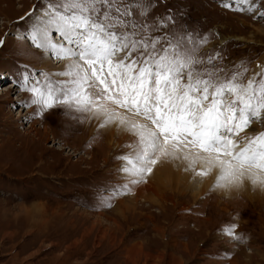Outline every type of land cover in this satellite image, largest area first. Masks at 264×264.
Masks as SVG:
<instances>
[{"label":"snow or ice","instance_id":"1","mask_svg":"<svg viewBox=\"0 0 264 264\" xmlns=\"http://www.w3.org/2000/svg\"><path fill=\"white\" fill-rule=\"evenodd\" d=\"M162 3L37 0L15 38L63 68L23 66L19 78L0 73L26 94L20 107L33 112L25 121L60 108L94 135L115 129L127 137L115 157L117 178L93 196L99 208L148 183L166 162H179L193 179H211L212 190L227 193L246 182L264 189V61L233 62L225 49L209 47L218 33L189 28L179 9L161 11ZM219 7L264 20V0H220ZM235 219L217 229L229 245L246 242Z\"/></svg>","mask_w":264,"mask_h":264},{"label":"rangeland","instance_id":"2","mask_svg":"<svg viewBox=\"0 0 264 264\" xmlns=\"http://www.w3.org/2000/svg\"><path fill=\"white\" fill-rule=\"evenodd\" d=\"M219 3L163 0L160 10L179 9L180 23L218 33L209 47L225 49L235 63L264 57V20ZM35 4L0 0V37L10 33L0 47V73L12 78L23 66L63 68L15 38L24 30L20 17ZM12 87L0 79V264H115L123 257L141 264L132 246L159 256V264H264V189L246 182L235 192L212 190L211 179H193L179 162H166L148 183L111 208H99L93 196L117 178L115 157L125 142L111 130L94 135L91 125L60 108L25 121L33 109L20 107L26 94ZM233 217L245 243L229 245L217 237L218 227ZM114 248L116 255L108 253ZM224 248L231 259L223 258Z\"/></svg>","mask_w":264,"mask_h":264},{"label":"crops","instance_id":"3","mask_svg":"<svg viewBox=\"0 0 264 264\" xmlns=\"http://www.w3.org/2000/svg\"><path fill=\"white\" fill-rule=\"evenodd\" d=\"M116 205V204H115ZM117 206V205H116ZM128 247H130V246H128ZM131 251H132V253H133V251H134V259L136 260V255L137 254H140L139 255V257L137 258V260H141V259H144L143 260V262L141 261V264H159V263H157L156 261H159V256H154V255H151L150 253H147V254H145V252H144V250H143V247L142 246H140V247H135V246H132L131 247V249H130ZM112 252H114L113 254L114 255H116L117 253H115V248L113 249V250H111V251H109L108 253H112ZM137 254H136V253ZM8 254H10V253H7V254H4L3 256H6V255H8ZM147 257V258H146ZM126 261V258H124L123 257V260H120V261H116L115 262V264H123V262L125 263V264H128L127 262H125ZM102 262H100V264H101ZM109 264H112V262H109Z\"/></svg>","mask_w":264,"mask_h":264},{"label":"bare ground","instance_id":"4","mask_svg":"<svg viewBox=\"0 0 264 264\" xmlns=\"http://www.w3.org/2000/svg\"><path fill=\"white\" fill-rule=\"evenodd\" d=\"M48 60H46V62H47ZM258 61H264V57H261V59L260 60H258ZM53 64V63H52ZM54 64H57L56 62L54 63ZM48 66V65H47ZM9 88H11V87H9ZM13 88V87H12ZM7 91V90H6ZM111 131H112V134H114V133H116V135H117V137L120 139L119 141H123V142H126V140H127V137L124 135V134H122V133H120V132H118V131H116L115 129H111ZM110 134V133H109ZM118 141V142H119ZM120 143V142H119ZM122 143V142H121ZM118 146V145H117ZM120 146V145H119ZM168 164V163H167ZM165 165H166V163H165ZM173 165V164H172ZM160 166V165H159ZM161 166H163V165H161ZM167 167V166H166ZM159 168V167H158ZM166 169V168H165ZM167 169H169V166H168V168ZM166 169V170H167ZM172 170V169H171ZM167 172V171H166ZM165 172V173H166ZM169 174V173H168ZM171 176V175H170ZM207 183V182H206ZM205 185V184H204ZM203 185V186H204ZM171 186V185H170ZM185 186V185H184ZM187 186V185H186ZM185 186V187H186ZM201 188V187H200ZM209 190V189H208ZM237 190V189H236ZM234 192H235V189H234ZM234 194V193H233Z\"/></svg>","mask_w":264,"mask_h":264}]
</instances>
